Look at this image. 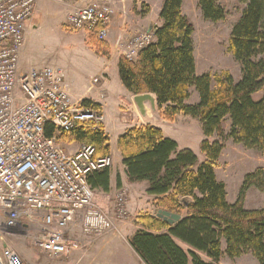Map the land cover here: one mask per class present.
<instances>
[{
  "label": "trees",
  "instance_id": "obj_1",
  "mask_svg": "<svg viewBox=\"0 0 264 264\" xmlns=\"http://www.w3.org/2000/svg\"><path fill=\"white\" fill-rule=\"evenodd\" d=\"M242 1L247 7L233 28L229 48L242 67L237 83L227 73L213 90L211 75H197L195 29L183 12L184 0H164L159 14L163 24L153 27L155 41L134 61L120 57L119 76L130 93L154 95L165 122L174 123L180 115L197 120L206 138L201 143L204 163L191 150H180L175 140L155 126L131 128L118 140L129 183H148L147 193L154 197L158 212L181 217L173 225L158 213L138 219L145 230L138 231L130 245L145 264H219L224 244L230 259L251 254L264 264V208H245L251 188L264 193V169L247 174L237 201L229 203L226 184L216 174L224 145L209 140L224 136L223 126L229 119L228 137L236 145L264 152V0ZM197 4L206 21L218 23L227 16L217 0H197ZM90 44L99 54L110 56L104 41L91 35ZM193 88L200 98L197 105L187 103ZM260 93L263 97L256 101ZM82 104L101 110L89 100ZM55 136L67 143L93 145L97 156L110 155V139L103 128L59 134L48 125L46 137ZM89 183L94 190L108 192L109 169L93 173Z\"/></svg>",
  "mask_w": 264,
  "mask_h": 264
},
{
  "label": "built area",
  "instance_id": "obj_2",
  "mask_svg": "<svg viewBox=\"0 0 264 264\" xmlns=\"http://www.w3.org/2000/svg\"><path fill=\"white\" fill-rule=\"evenodd\" d=\"M37 3L0 0V228L11 235L15 234L11 230L40 225L36 246L44 257L57 260L76 251L88 252L117 233L128 219V193L120 190L108 207L109 200L92 189L89 177L110 169L112 157L97 156L95 146L88 144L71 153L57 136L46 137L50 124L59 134L100 131L105 119L101 110L73 101L62 68L22 69L26 29ZM115 16L113 0H89L68 12L65 27L107 41ZM154 41V33L144 30L128 40L119 39L118 50L134 61ZM0 264L24 263L0 243Z\"/></svg>",
  "mask_w": 264,
  "mask_h": 264
},
{
  "label": "rangeland",
  "instance_id": "obj_3",
  "mask_svg": "<svg viewBox=\"0 0 264 264\" xmlns=\"http://www.w3.org/2000/svg\"><path fill=\"white\" fill-rule=\"evenodd\" d=\"M217 1L227 13L225 20L218 23L206 21L202 16L198 4L188 1L186 7V13L195 29L194 42L198 63V75H211L213 78V90L218 88V80L225 78L227 73L233 77L236 83L242 78V67L235 60L229 48L233 28L239 22L247 7V4L242 0ZM157 3L158 0H153L152 4L155 9ZM142 9H145L147 12L150 11V8L148 6L146 7V5H143ZM152 15L153 18H151V21L154 26H156V22H159V19L157 18L158 15H155L154 13ZM62 19L55 23L53 20H42L39 16L37 17V20L33 21V25L30 26L31 29H26V40L21 53V61L23 59L25 63L35 67V69L44 66L62 67L65 69V80L69 83L74 79L82 80V78H84L86 75L84 72L85 70L80 69L81 67H78V63L82 62L83 59H85L86 62H90V59L89 57L83 56L84 46H82V41L73 37L75 33L66 30L65 20L61 22ZM60 29L63 31H60ZM64 31L71 34L69 40L64 39ZM118 40L115 42L113 48L115 52L120 55L118 50ZM107 41L105 43L109 46L112 53V48ZM90 46L94 48L91 44ZM94 50L96 51L95 48ZM96 53L99 55L97 51ZM84 54L88 55L86 52ZM100 55L104 56L103 54ZM104 57L108 58L110 56ZM117 78L119 82L118 73ZM112 80L114 84L115 77L114 79L112 77ZM73 87L77 92V87ZM262 97L263 95L260 93L254 98L256 101H259ZM199 100L200 98L198 96V103ZM82 103L79 105H83ZM93 103L96 104L95 102ZM190 103L191 105H194V103ZM160 115L161 112L157 110L151 117L154 121H158ZM180 117L179 120L176 118V120L179 121L176 126L173 127L171 124L165 126V133L168 138L172 137L176 142H182V150L186 148L192 150L197 155L199 162L204 163L206 158L201 152V143L204 135L200 123L197 120L191 121L190 118H185L183 115H180ZM184 127L186 129H183ZM230 128L231 122L227 119L223 126L224 136L220 137L216 135L211 138V142L219 141L224 145V151L216 166V174L218 180L226 184L228 202L234 204L238 199L239 191L244 182L245 176L254 172L258 168L264 169V152H261L256 148L248 149L243 145H236L233 140L228 137L230 134ZM60 144L66 149L69 143L62 140L60 141ZM143 184L148 188V183L145 182ZM245 208L247 210L263 209L264 193L256 188H251L247 194ZM142 215L150 214L143 211V213H141V216ZM129 216L130 215L128 214V219L120 224V227L122 226V228H120L121 231L118 228L120 234L117 233V236L124 240L131 232L139 231L138 228H136L137 224L134 221H131ZM22 222L25 223V220ZM138 225L143 227L141 224ZM7 233L0 228L1 246H8L11 248L20 256L24 264H35L36 261L38 264L41 262L40 260H43L44 256L36 246V239L42 234L40 225L34 224L29 230H21L19 228L11 230L10 233H15L11 235H8ZM106 238H108V236ZM183 247L187 249L185 246ZM246 259L247 258L242 262L236 261L235 264H255L251 261L246 262Z\"/></svg>",
  "mask_w": 264,
  "mask_h": 264
},
{
  "label": "crops",
  "instance_id": "obj_4",
  "mask_svg": "<svg viewBox=\"0 0 264 264\" xmlns=\"http://www.w3.org/2000/svg\"><path fill=\"white\" fill-rule=\"evenodd\" d=\"M88 1L89 0H38L34 17L32 21L27 25V30L30 28V26L33 25V21L37 20V17L39 16L42 20H53L55 23L63 18L61 21L63 22L66 19V15L73 7L82 6L84 4H87ZM113 1L115 3L116 16L113 18L109 26L110 37L107 41L112 48L110 57L107 58L96 53L94 48L90 46V34L85 32L75 33L73 37L75 39L78 38L82 41V46H84L83 56L89 57L90 62H86V60L83 59L82 62L78 63V67H81L80 69L85 70L84 72L86 74L84 78H82V80L74 79L69 83L66 82V84L68 85L69 93L76 104H80L86 100L95 102L96 104L101 106V111L104 115V131L110 139V157H112L113 159V166L109 169V191L104 192L101 189H97L95 191L99 195L106 196L109 200L108 202L106 201V205L108 207H112L114 204V198L118 194V192L122 189L127 190V208L130 215L129 217L131 218V221H134L137 224L136 228H138L139 231H143L145 229L138 225V219L141 217V213L145 211L146 213L148 212L150 215L155 216L158 213V209L156 208V205L154 203V197L148 195V188L146 185H144L143 183H129L126 173V167L123 164V158L118 150V140L120 136H122L127 130L142 125H151L158 127L163 131L164 135L168 137L165 133V126L171 124L174 127L179 121L176 120L174 123H168L162 119L161 115V119L159 118L158 121H154L151 117L153 114L152 109L150 104L148 103L145 104V107L148 111V117L143 118L141 116L134 102L135 95H133L126 89L120 79V76V81L118 82L117 73L119 74L120 55L115 52L113 47L118 39L128 40L133 37L135 33H139L143 30H149L150 27L154 25L151 21V18H153L152 14L154 13L155 15H158L157 18L159 19V14L163 7L164 0H158L156 9L153 7V0ZM188 1L197 4V0H184L183 12L189 19L186 13ZM143 5H146V7L148 6L150 8V11L147 12L145 9H142ZM162 24L163 22L160 19L159 22H156L157 27H161ZM60 31L63 30L60 29ZM64 36L65 40H69L71 34H68L64 31ZM85 52L88 55H85ZM195 59L198 75L196 51ZM21 67L24 70L35 69V67H32L29 64L25 63L23 59L21 61ZM62 69L65 72V69ZM112 77L113 79L115 77L114 84ZM96 78H100L101 83L95 84L94 80ZM73 86L77 87V92L74 90ZM190 102L194 103V105L198 104V93L194 88L191 89V97L187 101V103L191 104ZM179 118L181 117L178 116L177 119L179 120ZM190 120L196 121L192 118H190ZM183 129L186 128L184 127ZM171 139L173 138L171 137ZM205 139V136H203V140ZM209 140L211 141V139ZM177 143L180 150H182V142L177 141ZM81 145V143L77 142L69 143L66 147V150L73 153L76 152ZM120 228H122V226H119V229ZM120 231L118 230L117 233L120 234ZM137 232L138 231L131 232L125 240L117 236V233H115L108 236V238L99 241L88 252L76 251L73 252L68 258L57 260H50L46 257H43V260H40L41 262L38 264H145L130 245V239ZM225 249L226 246L224 244V255L222 256L219 264H235L236 261L242 262L243 260H245V258H247L246 262L251 261L255 264H259L251 254L244 255L237 259H230L225 254ZM202 256L206 262L214 263V261L209 259L208 257L204 255ZM35 264H37V261L35 262Z\"/></svg>",
  "mask_w": 264,
  "mask_h": 264
},
{
  "label": "water",
  "instance_id": "obj_5",
  "mask_svg": "<svg viewBox=\"0 0 264 264\" xmlns=\"http://www.w3.org/2000/svg\"><path fill=\"white\" fill-rule=\"evenodd\" d=\"M153 27H154V25H152L150 27L148 32H153ZM134 102H135V105L138 108L139 113L141 114V116L143 118H147L148 117V111H147V109L145 107L146 103L150 104L151 109H152V113H154V112H156L158 110L157 99L152 94H144V95L135 96L134 97ZM158 217L163 219L164 221L168 222L171 225H173L174 223H176L177 221H179L181 219L180 216L173 215V214H171V213H169L167 211H159Z\"/></svg>",
  "mask_w": 264,
  "mask_h": 264
}]
</instances>
